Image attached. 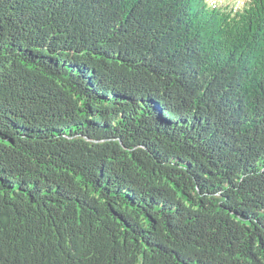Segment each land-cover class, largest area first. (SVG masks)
Wrapping results in <instances>:
<instances>
[{"label": "trees", "instance_id": "obj_1", "mask_svg": "<svg viewBox=\"0 0 264 264\" xmlns=\"http://www.w3.org/2000/svg\"><path fill=\"white\" fill-rule=\"evenodd\" d=\"M0 264H264V0H0Z\"/></svg>", "mask_w": 264, "mask_h": 264}, {"label": "clouds", "instance_id": "obj_2", "mask_svg": "<svg viewBox=\"0 0 264 264\" xmlns=\"http://www.w3.org/2000/svg\"><path fill=\"white\" fill-rule=\"evenodd\" d=\"M205 4L210 10L211 8L215 7L217 4V0H205Z\"/></svg>", "mask_w": 264, "mask_h": 264}, {"label": "rangeland", "instance_id": "obj_3", "mask_svg": "<svg viewBox=\"0 0 264 264\" xmlns=\"http://www.w3.org/2000/svg\"><path fill=\"white\" fill-rule=\"evenodd\" d=\"M242 2H243V0H237V3H239V5H241Z\"/></svg>", "mask_w": 264, "mask_h": 264}]
</instances>
